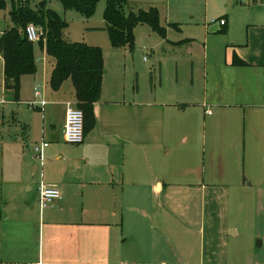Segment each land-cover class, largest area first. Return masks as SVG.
I'll return each mask as SVG.
<instances>
[{"label":"crops","instance_id":"1","mask_svg":"<svg viewBox=\"0 0 264 264\" xmlns=\"http://www.w3.org/2000/svg\"><path fill=\"white\" fill-rule=\"evenodd\" d=\"M233 47L221 61L206 50L201 93L193 74L187 86L151 76L149 91L102 80L79 145L63 140L69 101L36 86L47 162L31 150L29 198H0V264H226L231 215L250 229L264 210V28ZM39 184L58 187L52 208Z\"/></svg>","mask_w":264,"mask_h":264},{"label":"rangeland","instance_id":"2","mask_svg":"<svg viewBox=\"0 0 264 264\" xmlns=\"http://www.w3.org/2000/svg\"><path fill=\"white\" fill-rule=\"evenodd\" d=\"M1 1L4 5L0 8V38L6 30L16 26L10 15L13 9L20 7L21 3L33 10L42 6L45 12L53 13L65 24V42L100 48L104 62V85L111 86V82H118V85L137 87L140 91L150 90L151 76L154 75L157 77L155 83L159 77L162 84L175 83L178 77L177 83L187 86L193 74L196 90L201 93L206 50L210 60L221 61L225 53L231 54L233 46L246 43L250 30L257 32L264 28V0L249 5L236 0H125V15L149 8L157 9L160 23L166 29V37H159L146 25H138L133 30L132 48H114L105 30L107 0H99L89 18L82 17L75 9H65L60 0ZM220 20H224L226 26L220 27ZM39 41L44 44V36ZM39 41L33 42L36 72L21 78L18 95L4 87L0 59V198L5 196L13 202L29 198L25 178L32 173L33 164L39 166L30 152L36 143L47 141L43 135L45 108L36 109L28 105L40 99L35 97L34 89L39 86L44 90L46 101L49 97L58 96L69 103L74 102L69 81L63 84L58 95L49 86L53 61L45 54ZM171 42L176 43L175 47ZM175 65L179 67L178 73ZM128 74L131 79L126 80ZM156 85L159 86V83ZM53 108L47 106L45 116L52 114ZM57 118L54 108L52 119L56 121ZM259 159L264 160L263 153H260ZM45 162L44 154L43 166ZM36 178L33 183H39ZM13 190L16 192L13 193ZM233 223L231 215V229H237L238 235L230 236L228 233L226 236V264H264V210L257 211L253 224L248 226L250 229Z\"/></svg>","mask_w":264,"mask_h":264},{"label":"trees","instance_id":"3","mask_svg":"<svg viewBox=\"0 0 264 264\" xmlns=\"http://www.w3.org/2000/svg\"><path fill=\"white\" fill-rule=\"evenodd\" d=\"M65 9H75L82 17L89 18L99 0H60ZM13 9L11 19L16 25L6 30L0 38V55L3 59L4 87L18 95L20 80L24 75L36 72L33 43L27 40L25 28L34 25L43 30L45 43L39 41L45 54L51 58L49 86L57 91L69 81L73 89L75 106L84 116V135L95 123L94 104L98 101L104 75L102 51L98 47L63 40L65 24L53 13L45 12L42 6L30 9L24 3ZM125 0H107L104 10L105 30L110 45L114 48L134 45L133 30L138 25L148 26L165 39L166 29L161 25L158 10L130 12L125 15ZM4 2L0 0V8ZM235 65L244 62L234 58Z\"/></svg>","mask_w":264,"mask_h":264},{"label":"built area","instance_id":"4","mask_svg":"<svg viewBox=\"0 0 264 264\" xmlns=\"http://www.w3.org/2000/svg\"><path fill=\"white\" fill-rule=\"evenodd\" d=\"M25 1V0H22ZM257 0H238L240 4L249 5ZM226 22L224 20L219 21V26L224 27ZM25 35L27 40L31 43L39 41L43 37V30L34 25H28L25 28ZM35 97H40V90L34 89ZM31 108L42 109L46 102L43 100L31 102L28 104ZM63 140L69 145H79L84 141V116L81 110H79L74 103H67L65 119L63 124ZM49 146L47 142H40L34 145L32 149V155L41 166L44 163V150ZM62 196L57 186L39 184L37 190V203L40 210L52 208L57 202L61 200Z\"/></svg>","mask_w":264,"mask_h":264}]
</instances>
